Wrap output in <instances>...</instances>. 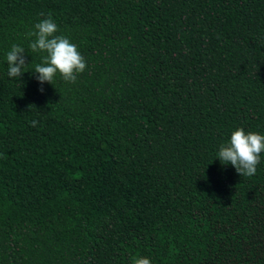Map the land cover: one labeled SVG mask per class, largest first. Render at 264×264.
I'll return each instance as SVG.
<instances>
[{
    "label": "trees",
    "instance_id": "trees-1",
    "mask_svg": "<svg viewBox=\"0 0 264 264\" xmlns=\"http://www.w3.org/2000/svg\"><path fill=\"white\" fill-rule=\"evenodd\" d=\"M49 15L74 83L32 72ZM239 128L264 135V0H0V264H264V152L217 158Z\"/></svg>",
    "mask_w": 264,
    "mask_h": 264
},
{
    "label": "clouds",
    "instance_id": "clouds-1",
    "mask_svg": "<svg viewBox=\"0 0 264 264\" xmlns=\"http://www.w3.org/2000/svg\"><path fill=\"white\" fill-rule=\"evenodd\" d=\"M34 27L36 31L28 33L29 36L35 37L30 48L33 52L46 53L42 57V63L37 64L32 71L34 75L38 74L36 75L38 82L41 85L45 82L53 85L54 78L59 74L64 81L74 83L77 75L86 69V62L77 50V46L64 35H57L58 26L50 15L36 23ZM24 53V48L17 45H13L7 52L9 78L20 80L26 72L24 69L28 64ZM36 123L37 121H33L32 125L35 126ZM262 152H264V135L255 132L246 133L243 128H239L232 132L227 143L220 145L217 158L222 165L233 166L237 174L251 177L257 171ZM132 264H151V261L147 257H134Z\"/></svg>",
    "mask_w": 264,
    "mask_h": 264
}]
</instances>
